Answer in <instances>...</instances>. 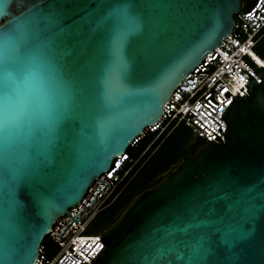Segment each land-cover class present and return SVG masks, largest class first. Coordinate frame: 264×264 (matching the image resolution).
<instances>
[{
	"label": "water",
	"instance_id": "1",
	"mask_svg": "<svg viewBox=\"0 0 264 264\" xmlns=\"http://www.w3.org/2000/svg\"><path fill=\"white\" fill-rule=\"evenodd\" d=\"M10 4L0 19V264H33L53 221L155 122L234 15L247 17L241 0ZM259 75L229 106L224 139L202 140L138 192L82 264H264Z\"/></svg>",
	"mask_w": 264,
	"mask_h": 264
},
{
	"label": "built area",
	"instance_id": "2",
	"mask_svg": "<svg viewBox=\"0 0 264 264\" xmlns=\"http://www.w3.org/2000/svg\"><path fill=\"white\" fill-rule=\"evenodd\" d=\"M253 1L251 6L246 4L242 8L247 19L237 15L231 32L222 37L218 44L206 52L202 61L185 74L163 103L160 116L135 134L127 148L135 146L149 133H154L149 145L162 136L161 142L180 122L190 126L193 133L203 139H224L229 106L236 95H243L242 86L248 92L245 81L252 77L261 81L259 74L264 69V58L255 51L257 41L264 34V0ZM127 148L114 156L106 171L94 177L79 202L69 206L66 212L53 221L46 235L56 244V248L49 255L46 245L41 241L33 264L90 262L99 251H94L95 244L104 246L100 241L101 232L88 233L87 229L93 217L115 198V188L132 167L126 166L132 161ZM94 195L95 199L89 204ZM81 208L84 209L78 213L77 221L73 220L72 217Z\"/></svg>",
	"mask_w": 264,
	"mask_h": 264
},
{
	"label": "trees",
	"instance_id": "3",
	"mask_svg": "<svg viewBox=\"0 0 264 264\" xmlns=\"http://www.w3.org/2000/svg\"><path fill=\"white\" fill-rule=\"evenodd\" d=\"M247 2L248 0H241V8H244ZM234 16L237 17V15ZM261 43L263 47L258 48L259 55L264 58V34L259 38L255 47ZM153 137L154 133H149L135 146L127 148L132 161L126 166L132 165V167L115 188V198L91 220L90 225L97 230L95 233L102 232L108 227L138 192L159 181L204 140L195 135L191 127L183 122L178 123L161 142L162 136L149 145ZM42 242L46 245L47 253L50 255L55 250L56 244L48 235L43 237Z\"/></svg>",
	"mask_w": 264,
	"mask_h": 264
},
{
	"label": "clouds",
	"instance_id": "4",
	"mask_svg": "<svg viewBox=\"0 0 264 264\" xmlns=\"http://www.w3.org/2000/svg\"><path fill=\"white\" fill-rule=\"evenodd\" d=\"M11 15H13V13L11 11L10 0H8V2L5 3V5L3 6V8L0 9V19L7 18V17H9Z\"/></svg>",
	"mask_w": 264,
	"mask_h": 264
},
{
	"label": "rangeland",
	"instance_id": "5",
	"mask_svg": "<svg viewBox=\"0 0 264 264\" xmlns=\"http://www.w3.org/2000/svg\"><path fill=\"white\" fill-rule=\"evenodd\" d=\"M262 43L261 44H259L257 47H255V50H256V52H258V54H260V52H259V49H262ZM259 48V49H258ZM97 230L94 228V226H92V225H90L89 227H88V229H87V232L88 233H95Z\"/></svg>",
	"mask_w": 264,
	"mask_h": 264
},
{
	"label": "snow or ice",
	"instance_id": "6",
	"mask_svg": "<svg viewBox=\"0 0 264 264\" xmlns=\"http://www.w3.org/2000/svg\"><path fill=\"white\" fill-rule=\"evenodd\" d=\"M102 247H103L102 244H100V243H96V244H95V249H94V251H96V250H100V249H102Z\"/></svg>",
	"mask_w": 264,
	"mask_h": 264
}]
</instances>
